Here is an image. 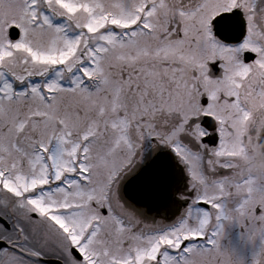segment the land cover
Listing matches in <instances>:
<instances>
[{
  "label": "snow or ice",
  "instance_id": "1",
  "mask_svg": "<svg viewBox=\"0 0 264 264\" xmlns=\"http://www.w3.org/2000/svg\"><path fill=\"white\" fill-rule=\"evenodd\" d=\"M0 264H264V0H0Z\"/></svg>",
  "mask_w": 264,
  "mask_h": 264
},
{
  "label": "water",
  "instance_id": "2",
  "mask_svg": "<svg viewBox=\"0 0 264 264\" xmlns=\"http://www.w3.org/2000/svg\"><path fill=\"white\" fill-rule=\"evenodd\" d=\"M160 160L166 162L168 165H171V166L173 164L171 154L166 150H161ZM149 204H155V203L153 201H149Z\"/></svg>",
  "mask_w": 264,
  "mask_h": 264
},
{
  "label": "flooded vegetation",
  "instance_id": "3",
  "mask_svg": "<svg viewBox=\"0 0 264 264\" xmlns=\"http://www.w3.org/2000/svg\"><path fill=\"white\" fill-rule=\"evenodd\" d=\"M173 164H174V161H173ZM169 166L171 167V165H169ZM176 176H177V179H179V171L178 170L176 171ZM150 206L156 207L157 205L156 204H150Z\"/></svg>",
  "mask_w": 264,
  "mask_h": 264
}]
</instances>
